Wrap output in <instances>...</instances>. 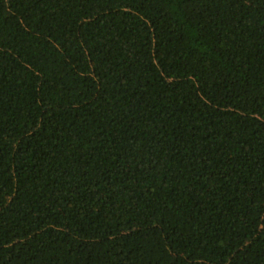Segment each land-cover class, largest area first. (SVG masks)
<instances>
[{
    "label": "trees",
    "instance_id": "trees-1",
    "mask_svg": "<svg viewBox=\"0 0 264 264\" xmlns=\"http://www.w3.org/2000/svg\"><path fill=\"white\" fill-rule=\"evenodd\" d=\"M0 264H264V0H0Z\"/></svg>",
    "mask_w": 264,
    "mask_h": 264
}]
</instances>
